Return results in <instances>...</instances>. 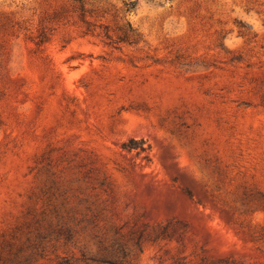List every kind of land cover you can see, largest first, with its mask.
Wrapping results in <instances>:
<instances>
[{
    "label": "rangeland",
    "instance_id": "1",
    "mask_svg": "<svg viewBox=\"0 0 264 264\" xmlns=\"http://www.w3.org/2000/svg\"><path fill=\"white\" fill-rule=\"evenodd\" d=\"M0 264H264V0H0Z\"/></svg>",
    "mask_w": 264,
    "mask_h": 264
}]
</instances>
